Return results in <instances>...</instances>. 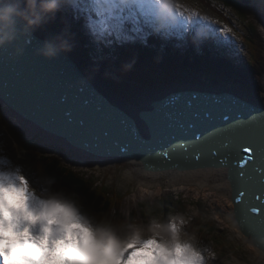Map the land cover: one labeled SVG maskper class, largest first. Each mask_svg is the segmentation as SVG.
Returning <instances> with one entry per match:
<instances>
[{"label": "rangeland", "instance_id": "374dc122", "mask_svg": "<svg viewBox=\"0 0 264 264\" xmlns=\"http://www.w3.org/2000/svg\"><path fill=\"white\" fill-rule=\"evenodd\" d=\"M154 1L158 5L165 7V9L172 10L174 14L181 18V39L176 38L182 43L180 44V49L188 43L190 39V37L187 39L188 33H193V37H198L201 41H205L207 34L205 35L204 32L208 31L207 28H213V31L209 30V32L211 37L218 38L215 40L212 37L215 41L214 51L216 54L210 55L209 53L207 56H201L193 66L191 62H186L185 60L186 51L175 53L174 50L179 49V45H173L172 50L169 47V43L159 42L160 50L164 49L162 55L167 56L169 62L158 58H155V61L152 62V60L144 58L135 73L131 72L130 68H126L127 65L123 59L118 58L109 64V68H115L117 71L115 72L116 75H114L113 72L93 74L92 70L94 68L98 70L97 64L85 58L87 56H84L82 50L79 51V54L77 49H74L78 60L83 58L86 62L88 71L83 67L86 72L84 73L85 76L98 80V83L110 90L115 99L129 104L141 100L145 93H160L175 84L192 83L199 86L218 84L221 86V84H228V81L231 82L229 83L231 86L236 88V91L240 90L239 92L251 99L261 103L264 102V0H247L250 6H245L244 26L253 25L255 30L251 40H248V33L245 32L244 34L241 23L236 21L235 13L230 9L223 10L230 23H223L217 14L205 10L203 8L205 4L200 0H166L168 4L162 0ZM62 2H60V10L63 11L65 9V14L71 13L73 10H69L70 2L68 0H62ZM208 2L209 5H212L209 0ZM105 5H102L104 9ZM251 8L256 10L252 11ZM106 10H108V5ZM101 15L102 11L97 17H94L95 19L91 18L93 20L91 22L95 24L92 26L93 30L87 28V26L84 28L79 23L76 28L81 30L87 38H91V41H94V38L98 35H101L102 38L105 36L106 39L104 40L116 39L119 41H125V37L130 35H135L136 38L145 36V34L135 33L129 26L125 27L126 17H121L118 20L114 14L110 18L101 17ZM74 16L77 17L76 12ZM70 18L73 19L72 22L75 20L72 17ZM52 19L47 16L44 22L37 27L38 31L42 35L46 33L57 34L64 41H67L69 46L76 44V39L73 38V34H76L75 31H71L69 28L62 30L58 20ZM74 24L76 23L74 22ZM129 25L131 26V24ZM191 25L195 27L201 26L200 31H197L196 28L190 30ZM184 27L187 30H183ZM229 29H231L230 32L227 31ZM219 40L222 43H219ZM230 42L235 48L231 47L232 44ZM81 43L79 44L81 45ZM168 47L169 49L166 52ZM222 56L225 58H222ZM172 66H175V69H172ZM166 67L168 69L166 70L167 72H163L164 70H161V68L165 69ZM89 73L96 75V78H93ZM141 74L152 75L154 82H148V79ZM221 78H224V80H221ZM0 113L7 118L12 126L19 130L23 139L34 137V146L35 148H42L37 149L42 154L56 156L62 165L80 175L94 179L95 182H100L102 179L107 188H113L119 194L127 193L121 202L119 212L124 218H127L129 213L134 214L135 218L134 221L126 222L121 227L113 228L117 234L118 241L123 242L129 238H134L136 235L143 239L156 237L157 239L170 241L172 239L173 223L177 226L178 234L186 232L185 223H188L189 219L198 216L199 212L195 205L199 204L204 207L205 213L208 215L207 219L215 223V227L224 233V237L227 238V242L231 245L228 249L231 253L226 250H219L215 246L216 243L212 241L211 234L209 236L207 234L205 241H201L198 238L202 236L201 234H192L195 237L196 247L204 252L208 264H244V260L249 262L248 264H264V257L254 252L247 242H243L230 227L229 221L225 218L227 201L218 192L215 193L211 190V185L215 181L214 178L207 181L202 188L190 184L169 183L166 176L161 177L158 182L147 180L149 185L144 186L143 181L146 179L138 174L127 162H117L113 166H94L88 163L86 158L75 157L66 152L62 146L43 141L36 134H30L26 127L18 126L15 121L6 115L7 112L2 105H0ZM58 149L63 151L62 155L57 154ZM18 159L21 161L24 159L23 152L11 149L9 154H0V166L4 167L8 173H14L19 169L28 178L27 173L18 163ZM163 198L173 204L171 211L166 212L163 216L145 218L143 216L144 212L140 210V203L147 202L156 205ZM187 233L189 232L187 231ZM196 235L199 236L197 237ZM215 235L213 234V237ZM250 238L253 240L252 234H250Z\"/></svg>", "mask_w": 264, "mask_h": 264}, {"label": "bare ground", "instance_id": "6f19581e", "mask_svg": "<svg viewBox=\"0 0 264 264\" xmlns=\"http://www.w3.org/2000/svg\"><path fill=\"white\" fill-rule=\"evenodd\" d=\"M78 1L89 9L90 0ZM162 1L168 4L166 0ZM68 2L73 9L77 0H68ZM106 2L107 8L111 0H106ZM115 3L117 11L112 10L111 13L133 19L132 30H139L138 32L143 34L159 28L168 29L170 34L166 31H162L161 34L166 37L170 35L171 37H168L176 45L182 44L176 40V38L181 39L182 20L172 10L165 9L154 0H115ZM84 7L78 8L84 9ZM106 8L102 11L101 17H106L108 13ZM99 14L100 12H98ZM85 26L93 30L91 23L87 22ZM192 28L200 31L201 26L191 25L189 29ZM183 30L187 29L184 27ZM207 30L204 34L211 37L209 30L213 31V28H207ZM20 35L24 37L25 46L28 48L35 44L44 45L46 42L64 40L57 34L42 35L37 28L30 34L20 33ZM212 37L214 38V36ZM165 41L168 43L166 39ZM79 47V43L73 44L70 46V51L62 53L77 63L83 72V67L86 69L88 67L83 58L78 60L76 57L75 50L77 49L79 53ZM97 81L90 78L87 82L107 108L121 116L124 137L127 140L139 141L143 147L157 150L161 154L141 155L125 141L116 142L106 148H90L76 142L63 132L44 126L10 105L1 92L0 105L6 110V115L9 118L15 121L18 126L26 127L30 134L40 136L43 141L60 145L66 152L75 157L86 158L87 162L94 166H113L117 162H127L146 179L143 181L144 186L149 185L148 181L158 182L161 177L166 176L169 183L190 184L202 188L207 181L214 178L211 190L215 193L218 192L227 201L225 218L229 221L230 227L243 242H247L254 252L264 257V248L258 243L255 234L261 198L257 186L258 180L256 181L250 172L251 161H249V166L244 169L250 178L241 180L237 176H233L232 169L237 163L234 157H229L227 166H219L218 157L211 153L213 150H220V159H222L227 152L234 156L238 145L247 144L258 154L261 162V159L264 158V133H262L264 125H261V121L255 115L259 117L264 115V102L251 99L239 92L240 90L236 91V88L231 86L229 84L231 82L228 81V84H221V86L218 84L199 86L182 82L183 84L172 85L171 88L164 89L160 93H145L141 100L129 104L115 99L110 90ZM169 100L173 103L172 107L167 106L166 102ZM190 103L192 105L194 103L196 109L188 110L186 121L181 122L174 113H177L179 107L182 109L181 114L185 113L191 106ZM168 108H172L174 116ZM237 121L251 122L252 126L228 129L220 134L205 137L196 143L191 142L190 125L203 131L204 126L224 127ZM168 127L175 129L170 130ZM261 138L263 142L259 141ZM241 154L246 158L248 156V153ZM240 163H244V161H240ZM5 170L0 166V172L6 173ZM240 191L245 193L243 197L239 195ZM253 193L255 194L253 195ZM241 203L246 204V209L241 208ZM250 234H252L253 240L250 238Z\"/></svg>", "mask_w": 264, "mask_h": 264}, {"label": "trees", "instance_id": "16d2710c", "mask_svg": "<svg viewBox=\"0 0 264 264\" xmlns=\"http://www.w3.org/2000/svg\"><path fill=\"white\" fill-rule=\"evenodd\" d=\"M200 1L205 4V7H203L205 10L212 11L217 14L223 23H230L229 18H227L223 10H232L235 13L234 15L236 16V21L241 23L244 34L247 32V38L248 40H251V37H253L255 32L253 28L254 26H244L243 20L246 11L245 6H250L247 0H209L212 5H209L208 0ZM251 9L252 11L256 10L254 8ZM49 16L58 20L60 26L69 28L71 31H76L77 35L81 38L84 44V53L88 56L87 58L97 64L98 71L94 68V74L113 72V74L116 75V69L109 68V64L118 58L123 59L127 65L126 68H130V71L135 73V70L138 69L139 64L144 58L150 59L152 62L155 61V58L168 61L167 56L164 54L162 55L164 49L160 50L157 40L154 37L145 39L144 42L139 40V38H136L135 42H126L116 39L104 40L106 39L105 37L102 38L101 35H98L94 38V41H91V38L87 39V37L86 41L85 37H82L80 31L76 28L78 22L74 24V21L72 22V19L68 16V14H65L64 11L60 10V7L58 11ZM192 34L193 33L190 34L187 46L182 47L180 50L182 52L186 51V62H191L194 66L201 56H207L209 53L210 55L216 53L214 51L215 43L213 40L208 39L201 41L198 37H193ZM232 46L235 48L233 44L231 47ZM187 48L189 49L187 50ZM167 51L168 49H166V52ZM222 58L225 57L222 56ZM171 68L175 69V66H172ZM161 70H164L163 72H167L166 70L168 69L166 67L165 69L161 68ZM148 72L151 74L150 71ZM149 74L141 75L148 79V82L153 81L152 75L149 76ZM34 142V137L26 140L23 139L19 130L12 126L7 118L0 113V152L5 155L9 154L11 149H17L18 151L23 152L24 159L22 161L18 159V163L25 170L33 185L42 186L44 178L54 177L56 179L54 187L57 189H64L68 192H76L79 197L80 204L83 205V208L91 216H94L97 219L103 218L107 220L113 228H118L126 224V222L134 221V214L129 213L127 218H124L119 212L121 202L125 197L124 195L127 194L126 192L124 194H119L113 188H107L102 179L100 182L98 181V185V182H95L94 179H90L89 177H85L72 171L62 165L56 156L42 154L41 151L37 150L40 147L35 148ZM57 154L62 155L63 151L58 149ZM172 206L173 204H171L170 201L163 198L160 199L156 205L147 202L140 203V210L144 212L143 216L145 218H151L158 215H165L166 212L171 211ZM195 206L197 207L199 214L197 217L189 219L188 223H185L187 227L186 232L188 231L191 235L194 233L201 234L204 237L199 235L198 237L196 235L201 239V241H205L207 239L205 238L207 234L208 236L211 234V237L213 238L212 241L216 243L215 246L219 250L228 251L231 245L227 242V238L224 237V233L215 227V223L212 220L207 219L208 215L205 213L203 206L201 207L199 204ZM213 234L216 235L213 237ZM243 263L248 264L249 262L244 260Z\"/></svg>", "mask_w": 264, "mask_h": 264}, {"label": "snow or ice", "instance_id": "6c2138e0", "mask_svg": "<svg viewBox=\"0 0 264 264\" xmlns=\"http://www.w3.org/2000/svg\"><path fill=\"white\" fill-rule=\"evenodd\" d=\"M138 31L134 30V32ZM227 31L230 32L231 29ZM135 39V35L125 37L126 42H135ZM145 39L146 37H143L142 42ZM260 120L261 125H264V115ZM249 126H252L251 122L237 121L224 127L204 126L203 131L190 125L189 131L191 142L196 143L228 129ZM211 153L218 157L219 166H227L229 157H234L237 163L232 169L233 176L241 180L250 178L244 171L249 166V161L252 167L257 165L255 151L247 144L238 145L234 156L227 152L220 159V150H213ZM241 153H248L247 158ZM259 169L264 172V158L259 163ZM258 178L264 184V175ZM29 186V179L19 169L14 173L0 172V264H40L41 260L51 261L53 264H73V262L75 264H208L203 251L175 239L170 241L156 237L143 239L136 235L123 242L111 237L105 240L103 236L98 237L95 231L87 226L83 217L70 208L67 219L76 221L74 230L46 226V223L51 225L53 221L46 222L41 219L37 222L39 229L33 225L29 235L25 237L16 223L15 213H12L11 220H5L4 212L5 209L11 210L21 199L29 201L34 199L28 191ZM239 195L243 197L245 193L240 191ZM260 198L264 200V192H261ZM261 220H264V211L261 212ZM9 223L14 228L11 236L5 234ZM172 232L174 234L177 232L174 223ZM69 250L73 253L72 258L68 256Z\"/></svg>", "mask_w": 264, "mask_h": 264}, {"label": "water", "instance_id": "95a60500", "mask_svg": "<svg viewBox=\"0 0 264 264\" xmlns=\"http://www.w3.org/2000/svg\"><path fill=\"white\" fill-rule=\"evenodd\" d=\"M42 47L41 44L26 47L20 34L11 44L0 47V92L10 105L90 148L101 149L125 141L141 155L161 154L143 147L139 141L127 140L123 135L121 116L107 108L92 91L87 82L90 78H86L77 63L62 52L54 59H45L39 54ZM166 103L168 107L173 106L171 100ZM190 105L185 113L181 114L180 107L174 113L181 122L186 121L188 110L196 109L194 103ZM169 111L172 113V108ZM255 117L260 120L258 115ZM259 141L263 142L262 138ZM256 159L257 165L252 167L250 164V172L258 180L261 197L264 184L258 177L264 174L259 169L258 154ZM260 203L255 234L264 248V220H261L264 200L260 199ZM240 206L246 209L245 203Z\"/></svg>", "mask_w": 264, "mask_h": 264}, {"label": "clouds", "instance_id": "9594fccd", "mask_svg": "<svg viewBox=\"0 0 264 264\" xmlns=\"http://www.w3.org/2000/svg\"><path fill=\"white\" fill-rule=\"evenodd\" d=\"M60 2L61 0H0V47L11 44L20 33L30 34L44 22L47 16L58 11ZM67 51H70L67 41L58 40L46 42L39 50V54L45 59H54L61 52ZM55 184L54 177L44 178L42 186L33 185L30 181L28 191L34 199L30 201L21 199L13 205L11 210L5 209V220H11L12 213H15L16 223L20 226L21 234L25 237L29 235L33 225L39 229L37 222L41 219L46 222L53 221L51 225L46 223V226L74 230L73 226L76 221L67 219L70 208L77 215L83 217L87 226L95 231L98 237L103 236L105 240L110 237L117 239V234L110 223L103 218L97 219L91 216L80 204L76 192L57 189L54 187ZM13 231V225L9 223L5 234L11 236ZM172 239L196 247L195 237L190 233L178 234L176 232L174 234L172 232ZM68 256L70 258L73 256L70 250ZM40 264H53V262L41 260Z\"/></svg>", "mask_w": 264, "mask_h": 264}]
</instances>
